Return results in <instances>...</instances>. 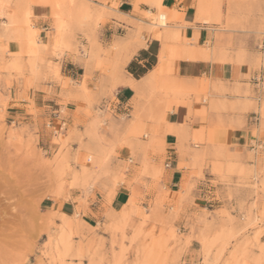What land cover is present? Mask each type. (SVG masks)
<instances>
[{
  "label": "rangeland",
  "instance_id": "obj_1",
  "mask_svg": "<svg viewBox=\"0 0 264 264\" xmlns=\"http://www.w3.org/2000/svg\"><path fill=\"white\" fill-rule=\"evenodd\" d=\"M10 1L13 13L5 23L0 22V264H264V102L258 109L257 98L246 111L260 114L261 131L258 134L254 129L253 134L263 146L246 154L249 160H261V168L250 166L241 170L229 165L242 158V154L231 155L219 145L209 147V141L200 136L193 139L200 148L193 150L192 162L187 165L196 167V171L184 176L185 180L189 176L201 179L203 167L211 164L212 172L220 176V184H224L225 174L230 173L245 181L256 178L253 184L236 185L250 189L253 194L239 200L240 215L233 216V208L227 209L225 205L216 207L214 199H195L189 195L194 185L187 182L182 190L188 198H178L163 190L159 184L165 168L163 162L156 167H143L138 176L154 180L157 192L153 199L146 200L132 190L119 210L102 202L91 225L83 221L80 207L72 215L54 206L46 208L50 201L67 199L73 189L80 192L75 201L86 207L88 199L95 200L96 191L103 193L101 187L106 186L103 178L111 184L106 191V196H110L112 187L123 181L128 169L127 163L112 164L116 155L113 148L123 141L119 137L141 138L145 133L141 124L144 119L161 125L164 107L177 104L175 96L181 94L182 88L168 87L164 78L149 87L151 102L146 109L149 115L146 113L135 122L131 119L135 113L130 117L116 115L108 104L102 106L101 99L113 98L111 78L126 74L125 54L144 46L147 37L161 36L162 43L170 42L168 46L173 49L180 46L178 31L170 25L181 21L182 13L163 6L162 0H130L133 14L139 12L142 20L120 14L119 8H127L121 5L122 0ZM35 3L51 9L45 39L41 38L44 31L34 27L30 20V6ZM193 7L196 20L219 29L214 42L208 41L202 47L222 54L217 57L218 62L225 59L240 62L249 56L254 69L264 67V49L258 48L262 44L264 47V11L254 5V0H193ZM163 11L167 23L160 26L158 14ZM257 15L258 33L254 40L234 39L231 33L221 32L243 29V22ZM9 39L20 42L19 52L7 50L5 41ZM65 52L75 54L86 69L99 67L108 78L100 86L99 95L87 88L85 79L90 77L87 71L82 82L62 81L63 88L75 90L74 94L64 95V99L81 93L88 104L84 132L80 134L74 128L66 136L62 130L44 127L47 119L38 117L32 103L27 106L25 116L15 115L11 112L15 100L9 95L15 83L19 87L22 80L26 89L31 87L40 78L43 67L53 65L49 58H61ZM184 84L182 97L186 101L191 102L192 94L196 102L213 101L207 94L206 78ZM244 95L254 99L252 92ZM24 98L29 100L27 96ZM236 106L237 103L229 107L212 106L210 110H234ZM223 124L215 122V126ZM211 127L213 124L208 129ZM106 133L119 137L106 140ZM71 142L78 143L85 152L80 156L77 152L70 154ZM101 142L107 149L102 151L104 159L98 160L97 145ZM150 146L158 153L163 152L159 138ZM104 163L106 166L99 172ZM218 199L217 194L215 200Z\"/></svg>",
  "mask_w": 264,
  "mask_h": 264
},
{
  "label": "crops",
  "instance_id": "obj_2",
  "mask_svg": "<svg viewBox=\"0 0 264 264\" xmlns=\"http://www.w3.org/2000/svg\"><path fill=\"white\" fill-rule=\"evenodd\" d=\"M122 4L126 5L127 8H119L120 14L128 15L135 20H142V15L139 12L133 14V6L130 0H122ZM162 4L169 9L175 8L179 13H182L180 15L181 21L170 25L178 31L180 46L173 49L168 46L171 44L170 42L162 43L161 36L159 38L147 37L144 46L137 48L133 53L125 54L123 61L126 62V74L111 78L114 84L113 98L101 99V103L102 106L108 104L109 109L116 115L124 114L130 117L132 113H135V116L131 117L135 122L148 113L146 109L151 102L149 87L159 79L164 78L168 80V87L172 85L181 86V94L175 96L177 104L164 107L161 125L150 119H144L141 124L145 133L141 138L135 136L119 137L114 133L105 134L106 140L115 139V137L123 140L113 148L116 155L112 164H128L123 181L112 187L113 193L110 196H106V191L111 187V184L106 178H103L101 181L106 185L101 187L103 193L96 191L95 200L88 199L86 207L75 201L80 196V192L73 189L70 190L67 199L56 203L49 200L50 204L46 208L54 206L60 212L72 215L76 212L77 207H80L83 210V221L91 225V222L96 221L94 215L100 213L102 202L109 203L113 210H119L127 202L132 190L141 193L146 200L153 199L157 192L153 186L154 180L148 176L141 179L138 176L143 167H156L161 162L163 165L168 163V167L164 168L159 184L163 186V190L169 191L178 198H188L191 195L195 199H214L213 204L216 207L225 205L227 209L233 208L231 214L238 216L241 211L239 200L248 199L253 195L250 189L236 185L253 184L256 182V178L245 181L241 176L230 173L225 174V182L220 184V176L212 172L213 166L211 164L203 167V178L201 179L189 176L188 180H185L184 176L196 171V167L191 168V165L190 167L187 165L192 162L193 150L200 148V145L193 143V139L200 136L209 141L207 143L209 147L219 145L221 149L227 150L231 155H235V152L242 154V158L237 161L234 160L229 165H234L241 170H246L250 166L257 169L261 168L263 163L261 160L259 162L258 160H249L246 154L252 150L251 142L255 138L258 139L253 134V130L255 129L258 134L260 133L261 117L258 114V121L252 123L250 115L253 111H246V108L253 107L252 100L256 98L258 109L264 102V88H257V83L253 80V77L259 73L264 75V67L259 70L254 69L249 56H245L240 62L229 59L218 62L216 59L222 54H214L213 51H206V48L202 47L208 41L214 42V34L219 29L207 22L196 20L193 0H162ZM223 5L225 6V4ZM254 5L264 11V0H254ZM139 9L145 10L141 6ZM30 12V20L33 26L44 31L41 38L45 39V32L51 23L50 7L35 3L30 6ZM12 13L10 0L0 3V22L5 23ZM258 19V15L247 19L243 22V29L231 31L222 29L221 32L231 33V37L234 39L254 40L258 33L256 31ZM109 26L112 27V25ZM254 43L252 41L251 45L253 46ZM5 45L11 53H17L21 48L20 42L15 39L5 41ZM49 59L53 65L43 67V73L40 74L39 79L32 82L31 87L26 89L22 80L19 87L15 83L9 90L10 98L15 100L11 112L15 115L25 116L27 106L32 103L37 109L38 117L47 119L44 127L55 131L62 130L64 136L69 130L72 134L74 128L81 134L84 132L85 109L88 108V104L82 98L81 93L77 97L64 99V95L74 94L75 90L70 89V87L63 88L62 81L82 82L87 71L90 77L85 79L86 86L99 95L100 86L107 83L108 78L102 75L101 69L97 66L88 69L83 67L77 61L75 54L65 52L61 58L52 57ZM154 67H156L155 71L150 76H146ZM166 74L173 77H168ZM202 78L208 80L209 90L207 94L209 99L213 98V101L201 99V101L196 102L193 94L190 96L191 102L186 101L182 97V93L186 90L184 82ZM245 92H252L254 99L245 97ZM26 96L29 100L24 98ZM234 103H237L234 110H210L212 106L221 107L224 105L229 107L230 104ZM218 121H222L224 124L215 126V122ZM212 124L213 127L208 129ZM262 131L264 132V129ZM156 138L160 140L163 148L162 153L154 151L150 146ZM83 141L85 144V139ZM69 148L72 155L77 152L80 156L85 152L79 149V144L76 142H71ZM106 149L107 147L102 142L97 145L99 153L96 156L98 160L104 159L102 151ZM84 165L87 166L86 163ZM105 166L104 163L102 167H99L101 168L99 172ZM224 166H227L225 162ZM185 182L194 185V188L190 189L189 195L182 190V185ZM217 194L222 200H215ZM228 195H231L232 199H228ZM193 209L195 208L193 207Z\"/></svg>",
  "mask_w": 264,
  "mask_h": 264
},
{
  "label": "built area",
  "instance_id": "obj_3",
  "mask_svg": "<svg viewBox=\"0 0 264 264\" xmlns=\"http://www.w3.org/2000/svg\"><path fill=\"white\" fill-rule=\"evenodd\" d=\"M258 48L264 49L263 44L261 46H259ZM253 80L257 83V88H264V75L263 74L259 73L258 75L253 77ZM250 121L252 123H256L258 121V113L253 112L250 115ZM262 146H263V144L259 139L256 140V138H255V140L251 142V148L254 151H258V150L262 149ZM164 167H168V163H165Z\"/></svg>",
  "mask_w": 264,
  "mask_h": 264
},
{
  "label": "bare ground",
  "instance_id": "obj_4",
  "mask_svg": "<svg viewBox=\"0 0 264 264\" xmlns=\"http://www.w3.org/2000/svg\"><path fill=\"white\" fill-rule=\"evenodd\" d=\"M158 18H159V22L157 25H160V26H165L166 23H167V14L166 12H159L158 14ZM1 184V183H0ZM1 188V187H0Z\"/></svg>",
  "mask_w": 264,
  "mask_h": 264
}]
</instances>
